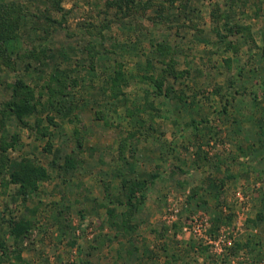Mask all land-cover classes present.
<instances>
[{
  "label": "rangeland",
  "instance_id": "obj_1",
  "mask_svg": "<svg viewBox=\"0 0 264 264\" xmlns=\"http://www.w3.org/2000/svg\"><path fill=\"white\" fill-rule=\"evenodd\" d=\"M3 1L23 13L16 38L0 48V110L17 78L38 104L22 122L7 117L0 144L3 132L20 134L5 156L33 160L50 177L26 203L12 196L15 185L0 184V264H264V0H147L132 22L119 21L111 0ZM161 41L174 69L187 71L174 84L185 100L155 96L142 78L167 68L154 51ZM120 65L126 98L115 99L109 77ZM52 73L67 77L60 113L46 108ZM145 100L152 109L125 115ZM100 109L109 120L97 119ZM138 125L148 134L136 132L119 157V139ZM67 155L78 161L73 170L64 168ZM123 177L149 189L119 231L105 207H126ZM199 186L206 189L194 194ZM220 212L231 220L211 234ZM11 217L25 219L18 245Z\"/></svg>",
  "mask_w": 264,
  "mask_h": 264
},
{
  "label": "trees",
  "instance_id": "obj_2",
  "mask_svg": "<svg viewBox=\"0 0 264 264\" xmlns=\"http://www.w3.org/2000/svg\"><path fill=\"white\" fill-rule=\"evenodd\" d=\"M58 1V0H56ZM150 1V0H149ZM171 2L174 0H170ZM176 1V0H175ZM180 1V0H178ZM57 4V9H60L59 4ZM111 5H115L119 12L122 13V15L118 18L119 21L122 19L127 18V20L130 19V17H135L137 15L138 11H143L146 8V5L148 4L147 0H111ZM123 12H122V11ZM23 10L21 6H18L14 1H3L0 0V48L4 46V43L8 40H11L13 37L16 38L17 32L14 30L17 25H19L20 17L19 14H22ZM137 13V14H135ZM25 15V14H23ZM214 16V15H213ZM132 22V20H129ZM139 24V23H135ZM229 24V23H228ZM245 25V24H244ZM243 25V26H244ZM231 26L234 27H241L242 25L240 23H233ZM139 27V25H138ZM140 28V27H139ZM219 35V43H221L220 38L223 40V36L220 34ZM218 46V44H216ZM156 48V49H155ZM154 51L158 52L159 55L162 56H167L168 57V62L166 64L167 68H163L159 74L156 76L153 75H146L142 74V78H145L146 80L149 81L150 84L153 85V93L155 96L158 95H163L164 97H169L175 94L173 97H175L177 100H185V94L182 92H178L176 94V88H175V83L182 79L187 73L185 70H175L174 69V58H173V49L170 47L169 44L166 42H156ZM229 47H226L227 49ZM213 52V51H212ZM210 52V53H212ZM44 51L43 49H40L39 51L33 52V57L38 56L39 54L43 55ZM230 58L224 59V62L226 63L227 67L230 65ZM151 63L149 62L150 65ZM43 72V70H41ZM171 78L172 82L168 81V79ZM67 77L63 75L61 78L58 76H55V74H50L49 78L46 80L45 85L43 88L45 89L46 93H48V98H47V110H56L57 113L61 112V108L65 104L64 100H58L57 98L59 97H65L66 96V91L63 90V87H66L67 84H65ZM109 82H110V90H111V97L112 98H120V95L123 96V98H126L125 93L122 91L121 87L122 84L126 83V76L125 72L123 71L121 65L117 66L115 68V71L113 74L109 77ZM55 82L59 86H62L60 88H54L51 87L52 83ZM65 84V85H64ZM13 95L10 100H7L6 102L3 103V106L0 110V127H3L4 123L6 122L7 117L14 115V117L22 122L25 117H28L32 114L35 113L36 111V106L38 104V100L35 99L34 94H33V89L27 85L23 79L17 78L11 87ZM183 91V90H182ZM183 95V96H181ZM150 106V107H148ZM148 108H153L150 102H143V104H135L133 105L132 108H125V115L127 114V117H132L134 114H131L133 112H147ZM223 110L225 111L226 108L224 107ZM97 119H105L107 116L105 113L100 109L97 111ZM150 116H154L152 113L148 114ZM141 118V117H140ZM108 119V118H107ZM109 120V119H108ZM53 122V120L51 119ZM200 123L207 122L205 118H202L199 120ZM187 125H192L195 128L198 125V122L195 120H192V123L190 122ZM150 131L154 130L152 126L149 124ZM47 128L45 127L43 131H41L42 136L47 134ZM136 132H139L140 134L147 133L148 132L143 129L142 126L138 125L136 129L130 131L127 135L128 136H123L119 139V145L117 150L119 151V157L123 158L124 154V149L127 148V145L130 143L128 142L130 138L135 137ZM150 134V133H149ZM78 135V134H76ZM1 144H0V153H3V157H0V184L1 188L6 190L9 188V186L15 185L14 191L12 196H19L21 198V202L26 203L32 196H34L39 189V183L41 181H45L49 179L50 174L48 170L39 164H36L33 160L30 159H21L20 161H15L13 163H10L9 158L5 156V153L8 149H12L16 147L17 142L19 141L20 134L18 133H6L3 132L1 135ZM79 141V140H78ZM80 144L78 143V146ZM199 147V146H198ZM65 164L64 168L65 170H73L77 167L78 161L74 159L71 155L65 156ZM154 176V175H153ZM157 177V175H155ZM139 185V187H136V184ZM220 185H223V180L221 179V182H219ZM121 185L124 190V196H125V201L121 202L119 201L120 204H125V208L122 212H119L115 206H109L106 205V214L107 217L111 220V223L114 224L115 227H118V230H123L125 227H128L130 224V221L132 220V216L134 211L137 210L139 204L142 202L146 195V191L149 189L147 186V183L144 180H138L136 177H123L121 179ZM206 189L205 186H199L196 188L194 194L199 191V190H204ZM211 192V191H210ZM217 198L220 196V192H218ZM111 203H114L113 200H111ZM220 201L218 202V205H220ZM120 217L121 220L125 218V220L122 222V224L119 225V223L116 221L118 219L117 217ZM122 217V218H121ZM259 217L261 218V214H259ZM25 219H16V218H10V235L13 236V240L15 245H18L19 242L22 240V236L20 235V229L25 225ZM231 220V214H222L220 212L219 214L213 216L212 219V232L211 234H216L217 232L216 229L219 228V225L221 222L222 224H226ZM30 226H27L29 229ZM214 228V229H213ZM211 229V227H210ZM167 243L163 242L161 244L162 249H166ZM247 245V244H246ZM3 249V248H1ZM10 252V251H9ZM7 247L4 248V251L2 253V256L6 255L8 256L9 254ZM15 253V257L17 260L20 259V252L17 250V246L15 250H13ZM2 257H0L1 259Z\"/></svg>",
  "mask_w": 264,
  "mask_h": 264
}]
</instances>
